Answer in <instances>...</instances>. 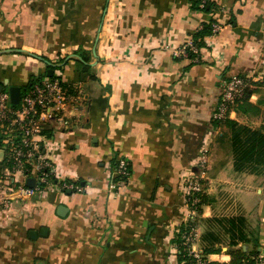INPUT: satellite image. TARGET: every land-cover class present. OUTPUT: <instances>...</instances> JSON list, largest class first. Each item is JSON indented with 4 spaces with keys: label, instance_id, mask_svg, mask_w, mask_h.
I'll use <instances>...</instances> for the list:
<instances>
[{
    "label": "crops",
    "instance_id": "0c3cea01",
    "mask_svg": "<svg viewBox=\"0 0 264 264\" xmlns=\"http://www.w3.org/2000/svg\"><path fill=\"white\" fill-rule=\"evenodd\" d=\"M210 1L214 13L192 0H0V84L23 92L31 81L57 77L68 89L66 109L41 120L60 177L79 186L13 200L0 213V264H179L173 240L187 216L184 188L188 176L202 174L205 147L199 249L207 233L221 234L214 243L221 252L205 255L229 261V236L217 221L237 216L264 249V195L254 227L250 203L222 215L212 193L228 167L207 172L223 135L212 114L226 80L264 78V0ZM212 18L222 29L187 69L190 61L175 52ZM253 86L249 100L264 106V80ZM231 118L238 121L236 109ZM122 157L130 163L124 182L116 173ZM4 158L0 147V164ZM256 177L230 183L248 198L261 190Z\"/></svg>",
    "mask_w": 264,
    "mask_h": 264
},
{
    "label": "built area",
    "instance_id": "2783aa9c",
    "mask_svg": "<svg viewBox=\"0 0 264 264\" xmlns=\"http://www.w3.org/2000/svg\"><path fill=\"white\" fill-rule=\"evenodd\" d=\"M221 29V23L214 21L207 42L209 43L208 39L217 37ZM188 47L198 55L196 60L202 58L203 48L194 45L192 38L175 54L186 58ZM255 80L256 77L251 73L233 75L227 79L212 119L223 121L231 118L233 107L245 97ZM69 102L71 95L57 77L46 78L35 84L22 94L18 105L11 104L9 92H0V135L5 151L0 169V213L7 210L15 199L27 198L55 188L62 192L79 188L73 181L60 177L53 155V136L46 134L41 120L53 110H65ZM208 157L209 148L205 147L200 152L197 164L202 174ZM116 173L120 182L126 181L130 176V163L126 158H119ZM202 174L193 173L186 180L184 202L187 216L183 223L185 230L181 231V242L174 244L176 253L180 250L187 251L194 258L193 264L211 262L202 250L195 247L198 239V217L202 207L200 203L205 193ZM28 178L35 179L34 187L26 184ZM229 261L218 262L226 264ZM254 264H264V255L260 254Z\"/></svg>",
    "mask_w": 264,
    "mask_h": 264
},
{
    "label": "trees",
    "instance_id": "16d2710c",
    "mask_svg": "<svg viewBox=\"0 0 264 264\" xmlns=\"http://www.w3.org/2000/svg\"><path fill=\"white\" fill-rule=\"evenodd\" d=\"M194 7L201 9L208 13H214L215 5L214 2L210 0H192ZM214 19H210L207 22H204L202 27L197 31L193 32L191 35L194 45L200 49L208 46L207 37L212 33V23ZM188 56L178 57L176 59H187L189 64L187 69L195 64H199L202 61V58L197 57L198 55L194 53L189 47L187 48ZM83 66V65H82ZM87 68V66H84ZM41 79L37 81H31L28 86L24 88L22 94L27 90L32 88L35 84L39 83ZM23 90V89H22ZM250 90L248 89L245 97L240 100L242 101L238 112H246L248 107H257L256 104H253L250 100ZM227 122L229 127L232 130L231 135V147L233 151V165L236 171H249L250 173L255 174H264V130L258 128H252L247 125H241L237 120L227 118L224 120ZM223 122V123H224ZM215 126H220L222 121H214ZM0 147H3L2 136L0 135ZM3 164V162L1 163ZM0 164V169H1ZM68 189L65 190V192ZM208 202L207 195L202 196V201L200 205L203 207ZM201 207V212H202ZM218 225L224 227L225 234L229 236V245L230 249L227 252L230 255L231 259L226 264H254V257L260 255L258 248H260L259 238L250 236L249 233L245 231L246 220L243 216L229 217L217 221ZM180 231L176 234L173 243L181 242V231L185 230V224L180 226ZM221 235V234H220ZM219 234H214L212 232L207 233L204 237L206 246L204 248V254L221 252V247H215L214 243H219L222 239V236ZM239 242H244L249 245L253 244L251 249L244 250L239 245ZM211 245V246H208ZM177 259L179 264H193L194 258L188 254L187 251L180 250L177 253ZM210 264H225L218 261H211Z\"/></svg>",
    "mask_w": 264,
    "mask_h": 264
},
{
    "label": "rangeland",
    "instance_id": "374dc122",
    "mask_svg": "<svg viewBox=\"0 0 264 264\" xmlns=\"http://www.w3.org/2000/svg\"><path fill=\"white\" fill-rule=\"evenodd\" d=\"M261 79L264 80V78L258 77V79H256L255 82L257 80H261ZM250 89L251 88H249V90ZM262 90H263L262 98L264 100V88ZM241 102L242 101L237 102V104L233 107L234 110L235 109L237 110V112H238V108H239ZM256 106L257 107H254V108L248 107L246 112H238V122L241 125H247V126H250L252 128H258V129L264 130V106H259L258 104H256ZM223 122H224V120L222 121V124H220V126H219L220 127L219 132H223V135L217 137V143L215 144V146L213 147L212 152H211L214 155L213 156V163H211V167L209 168V170L207 169V172L209 174H212L214 171H216V168L218 169L222 166L228 167V169H226L225 173H222V176H221L222 185L216 186V188L214 189L212 194L215 195V198L217 200H219V203L216 206L217 210L219 211L220 214H222V215L224 214L225 216H237L235 214L241 213L239 210L240 208H238L237 202H238V204H239V201H242V204L250 203L251 206H249V208L252 209L250 212V215L252 213L251 219H250V225L254 227L258 224V222H257L258 217L257 216L260 213L259 211L257 213L256 207L258 206L257 204L259 203V199L261 198V195H264L263 194V191H264V174H255V173H250L249 171H243V172L242 171H236L234 168V165H233L232 169L235 170L236 172H238V174L235 175L233 170L231 171L229 169V167L231 166L230 165L231 161L233 164V151H232V147H231L232 130L229 127V125L227 124V122H224V123ZM206 167H207V165H206ZM206 167L204 168V171L206 170ZM250 174L257 176L255 186L260 187L261 190L258 193H256L255 189L252 188V196L247 198V197H245L247 194H245L244 191L243 192L237 191L239 189V187H235L234 183H230V182L231 181H236V182L242 181V183H244L245 178L248 177V175H250ZM204 179H205V177H203V181H204V188H205L204 195H206L207 194L206 193L207 187H206V182ZM250 182L253 183V181H250ZM232 186H234V187H232ZM244 188H246V187H244ZM255 209H256V212H255ZM258 209H259V207H258ZM201 215H202V212L200 211V216L198 217V222H199L198 239H197L196 245H195V247L197 249H199L198 244L200 243L199 232H200L201 225L203 224L201 222ZM243 217H245V216H243ZM178 231H180V229H178ZM249 234L252 237H254V235H255L253 231L250 232ZM242 244H244L245 246L249 245V244L244 243V242ZM173 245H174V243H173ZM252 246H253V244L249 245V249H251ZM259 252H260V254H263L262 251H259ZM258 256L254 257V263H255L256 258H258Z\"/></svg>",
    "mask_w": 264,
    "mask_h": 264
},
{
    "label": "water",
    "instance_id": "95a60500",
    "mask_svg": "<svg viewBox=\"0 0 264 264\" xmlns=\"http://www.w3.org/2000/svg\"><path fill=\"white\" fill-rule=\"evenodd\" d=\"M48 76H53L54 74V70L53 69H49L47 72ZM5 85H8V81H5ZM5 86L4 84H0V92L4 91ZM9 95H10V101L12 105H18L20 103L21 100V96H22V91H21V87L20 86H15V85H10L9 86ZM26 184L29 187H34L35 185V179L34 178H28L26 180ZM65 209H67L65 206H60L58 213L60 215H64L63 210L65 211ZM48 231V228L43 227L40 231V233L42 235H46V232ZM38 232L33 230L30 233V236L32 238H36L37 237ZM259 251H262L264 254V249L263 248H258Z\"/></svg>",
    "mask_w": 264,
    "mask_h": 264
}]
</instances>
